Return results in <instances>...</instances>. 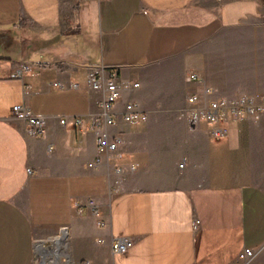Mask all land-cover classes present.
I'll return each instance as SVG.
<instances>
[{"label": "crops", "instance_id": "0c3cea01", "mask_svg": "<svg viewBox=\"0 0 264 264\" xmlns=\"http://www.w3.org/2000/svg\"><path fill=\"white\" fill-rule=\"evenodd\" d=\"M20 62L33 70L12 78ZM96 64L139 82L111 115L132 101L148 115L101 125L121 138L118 160L98 156L87 127L102 110ZM190 72L218 97L264 95V0H0V264L45 250L46 264H237L245 246L264 264V112L210 137L182 114L187 94L206 97ZM15 103L46 116L44 134ZM87 196L97 216L73 204ZM119 235L133 237L125 253L111 247Z\"/></svg>", "mask_w": 264, "mask_h": 264}, {"label": "built area", "instance_id": "2783aa9c", "mask_svg": "<svg viewBox=\"0 0 264 264\" xmlns=\"http://www.w3.org/2000/svg\"><path fill=\"white\" fill-rule=\"evenodd\" d=\"M33 70L32 65L28 62H20L17 67L13 70L10 75L14 77H22L26 73ZM190 78L195 81L198 85L204 88L205 96H202L198 91L190 92L186 96L187 107L182 113L186 117V121L189 125H196L199 121H205L209 125L208 135L210 137L223 136L226 131V123L229 120L237 121L241 118L248 119L254 116H260L264 112V95L249 94L244 95L238 94L234 97H218L214 93L216 89L213 87L205 86L204 79L199 77L198 74L189 73ZM89 78V88L90 89H100L103 93L100 104H102V110L99 115L94 116L91 123L87 125L90 130H96L98 136L96 138V143L98 145L97 154L100 156L102 153H111L117 160L121 156L117 149L121 138L119 136L108 137V133L103 132L102 126L107 125H118L120 118L128 121L130 124L137 122H146L148 115L141 112V108L137 102H126L125 109L119 116L111 115L110 113L114 109V105L118 101L119 97L122 95L124 88H130L131 86H137L138 81L129 82L127 80H119L118 69L116 68H106L104 65L96 64L94 65L90 72H88ZM56 87L64 88L66 85L60 81L53 82ZM27 87L25 88V90ZM13 116L20 117L28 123V131L42 135L45 133L46 125L48 119L44 115H37L32 113L30 107L24 105V103H15L12 107ZM74 122L81 124L83 118L74 116ZM58 119L64 125L68 123V116H59ZM48 150H52V146L49 144ZM99 160L89 162L88 165L94 166ZM183 162L179 163L182 166ZM131 170L135 168L129 166ZM115 184H119V176L122 175L125 168L122 165H115ZM27 171L30 173V169ZM75 207L79 209L80 213L83 212L84 207L90 210L95 216L100 214V202L93 196L84 197V199H75L73 202ZM101 223L107 224L104 219H100ZM201 220L196 217L193 220L192 228L195 231H199ZM133 242V237L129 235L124 236H114L111 240V247L114 252L125 253V251L131 247ZM237 264H251V261L255 258V252L252 247L245 246L238 253Z\"/></svg>", "mask_w": 264, "mask_h": 264}, {"label": "rangeland", "instance_id": "374dc122", "mask_svg": "<svg viewBox=\"0 0 264 264\" xmlns=\"http://www.w3.org/2000/svg\"><path fill=\"white\" fill-rule=\"evenodd\" d=\"M50 240H51V239H49V241H50ZM35 250H36V254H37L36 256H39V255H41V254L45 255L44 258H43L44 261L47 260V258H49L50 256L53 255V254H51L50 251H48V250H45V253H43V252L41 253L36 247H35ZM40 253H41V254H40ZM43 255H42V256H43ZM39 258H40V256H39ZM52 259H53V258H52ZM38 261H39V259L36 258V264H39ZM46 262H48V260H47ZM64 263L66 264V262H64ZM64 263H63V264H64ZM48 264H50V263H48ZM52 264H54V263H52Z\"/></svg>", "mask_w": 264, "mask_h": 264}, {"label": "water", "instance_id": "95a60500", "mask_svg": "<svg viewBox=\"0 0 264 264\" xmlns=\"http://www.w3.org/2000/svg\"><path fill=\"white\" fill-rule=\"evenodd\" d=\"M40 264H46V262H44V260H43V256L41 255V260H40V262H39Z\"/></svg>", "mask_w": 264, "mask_h": 264}]
</instances>
